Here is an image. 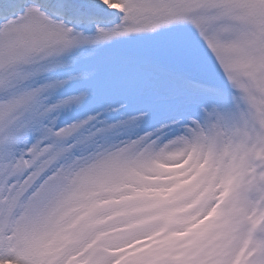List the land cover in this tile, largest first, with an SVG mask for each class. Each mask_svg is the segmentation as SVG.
<instances>
[{"label": "snow or ice", "instance_id": "1", "mask_svg": "<svg viewBox=\"0 0 264 264\" xmlns=\"http://www.w3.org/2000/svg\"><path fill=\"white\" fill-rule=\"evenodd\" d=\"M0 264H264V0H0Z\"/></svg>", "mask_w": 264, "mask_h": 264}]
</instances>
